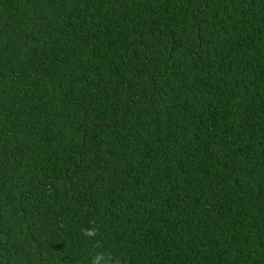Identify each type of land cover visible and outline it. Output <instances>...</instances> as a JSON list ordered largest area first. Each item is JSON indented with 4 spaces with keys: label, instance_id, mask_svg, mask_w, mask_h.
I'll return each mask as SVG.
<instances>
[{
    "label": "trees",
    "instance_id": "obj_1",
    "mask_svg": "<svg viewBox=\"0 0 264 264\" xmlns=\"http://www.w3.org/2000/svg\"><path fill=\"white\" fill-rule=\"evenodd\" d=\"M0 264H264V0H0Z\"/></svg>",
    "mask_w": 264,
    "mask_h": 264
}]
</instances>
